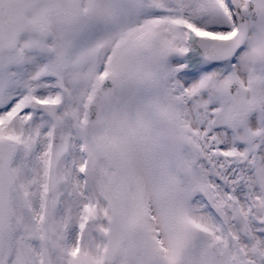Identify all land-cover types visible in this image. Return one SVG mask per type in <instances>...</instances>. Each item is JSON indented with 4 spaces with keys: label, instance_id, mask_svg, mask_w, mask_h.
<instances>
[{
    "label": "snow or ice",
    "instance_id": "snow-or-ice-1",
    "mask_svg": "<svg viewBox=\"0 0 264 264\" xmlns=\"http://www.w3.org/2000/svg\"><path fill=\"white\" fill-rule=\"evenodd\" d=\"M0 264H264V0H0Z\"/></svg>",
    "mask_w": 264,
    "mask_h": 264
}]
</instances>
